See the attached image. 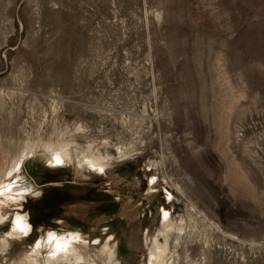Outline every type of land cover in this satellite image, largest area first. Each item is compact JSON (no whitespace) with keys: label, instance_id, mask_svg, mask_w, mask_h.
Wrapping results in <instances>:
<instances>
[{"label":"rangeland","instance_id":"rangeland-1","mask_svg":"<svg viewBox=\"0 0 264 264\" xmlns=\"http://www.w3.org/2000/svg\"><path fill=\"white\" fill-rule=\"evenodd\" d=\"M23 181L0 264L46 233L149 264L164 213L168 263L264 264V0H0V186Z\"/></svg>","mask_w":264,"mask_h":264},{"label":"bare ground","instance_id":"bare-ground-1","mask_svg":"<svg viewBox=\"0 0 264 264\" xmlns=\"http://www.w3.org/2000/svg\"><path fill=\"white\" fill-rule=\"evenodd\" d=\"M118 150V157L122 158L130 154L128 151H122L121 149ZM93 153V152H92ZM113 157L106 155L101 156H90L87 159V164L93 167L102 169L105 165H108L113 162ZM52 160L55 163L63 164L71 161V156L69 151L64 148L63 150L57 151L53 154ZM21 163L18 162L16 164L17 170H20ZM2 183V182H1ZM35 190V186L31 182H18L13 184H7L0 186V195L6 194L10 191H16L21 195L29 194ZM203 218V221H207L204 215H200ZM181 218V217H180ZM182 221V219H181ZM180 221V223H182ZM177 223V222H176ZM179 223V224H180ZM19 225V227H18ZM162 231L164 234L165 243L163 246L157 245L155 246L153 243L152 251L150 252V260L149 264H170L167 260V245L169 239V233L174 232L176 242L181 240V236L185 233L182 225L180 226L175 225L171 222L168 218V214L164 213L163 215V224H162ZM23 229V230H21ZM31 232V226L28 224L23 218H18L15 221V225L10 233V236L15 238H25L29 236ZM160 232V233H161ZM187 232V231H186ZM160 236V235H159ZM162 237V236H160ZM76 236L70 235L69 237H58L54 233H46L43 235L34 248L32 249L31 253L26 255L23 259V262L26 264H70L74 262V264H98L94 259L89 257H85L81 252V248H78L75 242ZM157 240V239H156ZM163 240V241H164ZM49 250V256L47 258H43L42 252L44 249ZM109 256V255H108ZM114 257V252L110 251V258ZM174 257V256H173ZM73 261V262H72ZM169 261H171L169 259Z\"/></svg>","mask_w":264,"mask_h":264},{"label":"snow or ice","instance_id":"snow-or-ice-1","mask_svg":"<svg viewBox=\"0 0 264 264\" xmlns=\"http://www.w3.org/2000/svg\"><path fill=\"white\" fill-rule=\"evenodd\" d=\"M18 227H19V225H18ZM21 230H23V229H21Z\"/></svg>","mask_w":264,"mask_h":264}]
</instances>
